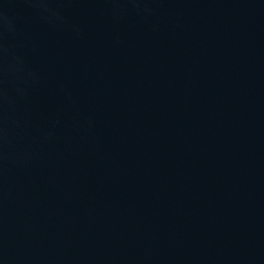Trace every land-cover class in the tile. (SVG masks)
<instances>
[{"label":"water","instance_id":"water-1","mask_svg":"<svg viewBox=\"0 0 264 264\" xmlns=\"http://www.w3.org/2000/svg\"><path fill=\"white\" fill-rule=\"evenodd\" d=\"M0 264H264V55L223 0H0Z\"/></svg>","mask_w":264,"mask_h":264}]
</instances>
